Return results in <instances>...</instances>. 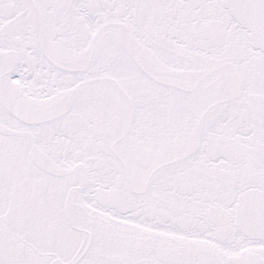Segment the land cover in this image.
<instances>
[{"label":"snow or ice","instance_id":"obj_1","mask_svg":"<svg viewBox=\"0 0 264 264\" xmlns=\"http://www.w3.org/2000/svg\"><path fill=\"white\" fill-rule=\"evenodd\" d=\"M0 264H264V0H0Z\"/></svg>","mask_w":264,"mask_h":264}]
</instances>
